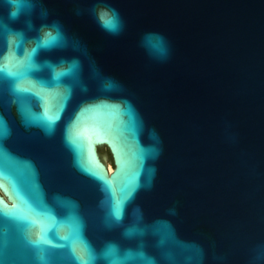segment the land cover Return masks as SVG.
Here are the masks:
<instances>
[{
	"label": "water",
	"instance_id": "water-1",
	"mask_svg": "<svg viewBox=\"0 0 264 264\" xmlns=\"http://www.w3.org/2000/svg\"><path fill=\"white\" fill-rule=\"evenodd\" d=\"M0 264H264V0H0Z\"/></svg>",
	"mask_w": 264,
	"mask_h": 264
},
{
	"label": "clouds",
	"instance_id": "clouds-1",
	"mask_svg": "<svg viewBox=\"0 0 264 264\" xmlns=\"http://www.w3.org/2000/svg\"><path fill=\"white\" fill-rule=\"evenodd\" d=\"M114 12H115V10H113ZM11 15L13 16V17H15L16 16V13L15 12H13V13H11ZM111 20H112V25L111 26H107V25H105V27L106 28H108L109 30H115L116 28H117V26H118V21L116 20V19H114V18H110Z\"/></svg>",
	"mask_w": 264,
	"mask_h": 264
},
{
	"label": "snow or ice",
	"instance_id": "snow-or-ice-1",
	"mask_svg": "<svg viewBox=\"0 0 264 264\" xmlns=\"http://www.w3.org/2000/svg\"><path fill=\"white\" fill-rule=\"evenodd\" d=\"M104 25L111 26L112 25V20L110 18H104L102 17Z\"/></svg>",
	"mask_w": 264,
	"mask_h": 264
},
{
	"label": "rangeland",
	"instance_id": "rangeland-1",
	"mask_svg": "<svg viewBox=\"0 0 264 264\" xmlns=\"http://www.w3.org/2000/svg\"><path fill=\"white\" fill-rule=\"evenodd\" d=\"M103 158L106 160V163H107L108 165H110V161H109V158H108V154H107V152H103Z\"/></svg>",
	"mask_w": 264,
	"mask_h": 264
},
{
	"label": "bare ground",
	"instance_id": "bare-ground-1",
	"mask_svg": "<svg viewBox=\"0 0 264 264\" xmlns=\"http://www.w3.org/2000/svg\"><path fill=\"white\" fill-rule=\"evenodd\" d=\"M109 171L112 172L111 165H108Z\"/></svg>",
	"mask_w": 264,
	"mask_h": 264
}]
</instances>
